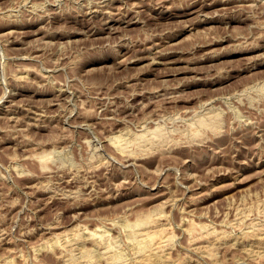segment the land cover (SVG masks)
<instances>
[{"label": "rangeland", "instance_id": "374dc122", "mask_svg": "<svg viewBox=\"0 0 264 264\" xmlns=\"http://www.w3.org/2000/svg\"><path fill=\"white\" fill-rule=\"evenodd\" d=\"M166 226L163 260L264 264V0H0V264Z\"/></svg>", "mask_w": 264, "mask_h": 264}, {"label": "bare ground", "instance_id": "6f19581e", "mask_svg": "<svg viewBox=\"0 0 264 264\" xmlns=\"http://www.w3.org/2000/svg\"><path fill=\"white\" fill-rule=\"evenodd\" d=\"M105 2V1H104ZM103 4V3H102ZM97 10V9H96ZM110 13V12H109ZM106 27V26H105ZM110 28V27H109ZM95 33V32H94ZM151 52V51H150ZM160 57V56H159ZM217 116V115H215ZM217 118V117H216ZM212 120V119H211ZM216 120V119H215ZM218 120V119H217ZM216 120V121H217ZM215 121V122H216ZM210 122H214L213 120L210 121L209 120V123ZM215 125H217L215 123ZM114 139V138H113ZM118 139V138H117ZM117 139L115 138V140L117 141ZM119 140V139H118ZM118 143V142H117ZM149 218V217H148ZM152 219V218H151ZM147 219H144L142 221H145L146 222ZM150 220V219H149ZM140 221L141 223H145V222H142ZM137 223V226L141 223ZM149 222V221H148ZM142 226V225H141ZM136 231V230H135ZM138 231H136L137 233ZM135 233V234H136ZM261 233V232H260ZM259 233V234H260ZM142 234V233H140ZM254 234V233H252ZM251 234V235H252ZM144 235V234H143ZM248 236V235H247ZM260 239L261 242L264 241V233L260 234ZM258 236V238H259ZM170 239L171 238V234L169 232V229L168 227H163V228H160L159 230L153 232V233H148V235L146 234L145 238H144V241H141L143 243V245H140L139 246V250L137 251H140V253L138 254L140 257L137 261V264H181V263H176V262H171V260H163L162 256H163V253L161 252V250H164L163 248V243L167 240V239ZM250 238V237H249ZM253 238V237H252ZM143 240V239H142ZM109 242V241H108ZM258 242V241H257ZM110 243V242H109ZM203 243V242H202ZM207 243V242H206ZM263 243V242H262ZM201 244V243H200ZM139 245V243H138ZM137 245V247H138ZM192 245V244H191ZM198 245H199V242H198ZM197 245V247H198ZM207 245V244H206ZM203 247V246H202ZM201 245H200V248H202ZM208 247V246H207ZM199 249V248H198ZM205 249V248H204ZM212 249V248H211ZM208 250V249H206ZM210 250V249H209ZM212 251V250H211ZM210 252V251H209ZM211 253V252H210ZM118 255L120 256V254H115V256L118 257ZM114 256V257H115ZM167 256V255H166ZM113 256L111 258H114ZM116 257V258H117ZM168 257V256H167ZM166 259V258H165ZM168 259V258H167ZM72 260H70V263H71ZM73 261H77V260H74ZM7 264V263H6ZM72 264H78L77 262H74ZM80 264V263H79Z\"/></svg>", "mask_w": 264, "mask_h": 264}]
</instances>
